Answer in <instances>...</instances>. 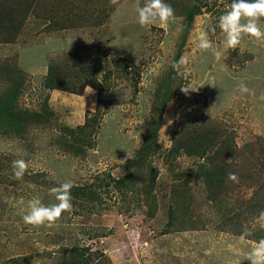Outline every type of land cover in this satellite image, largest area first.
I'll list each match as a JSON object with an SVG mask.
<instances>
[{
    "label": "rangeland",
    "instance_id": "rangeland-1",
    "mask_svg": "<svg viewBox=\"0 0 264 264\" xmlns=\"http://www.w3.org/2000/svg\"><path fill=\"white\" fill-rule=\"evenodd\" d=\"M52 1L58 14L31 15L12 42L0 43V95L19 79L15 109L39 112L45 103L49 113L44 122H28L22 136L0 133V264L14 259L62 264L73 245L102 264H251L246 257L257 243L251 235L264 234L261 213L243 224L252 234L220 226V212L206 198L203 182L186 176L197 159L168 150L186 113L218 126L237 147L264 139V42L244 36L235 49H224L218 18L229 0H207L185 36L179 14L167 24L141 27L135 0H98L103 15L93 19L92 12L80 21L75 12H83L87 0ZM65 16L73 21L64 22ZM202 31L210 49L197 46ZM49 64L66 73L71 66L83 68L86 75L92 68L99 90H48ZM241 82L251 94L239 91ZM73 83L81 85L80 79ZM189 85L197 90L181 91ZM164 92L169 97L158 149L148 158L153 173L142 169L118 185L113 180L124 175L122 164L139 147ZM97 96L93 146L74 154L55 139L62 126L83 123ZM18 159L29 165L21 179L12 166ZM66 181L96 194L71 199L72 209L50 225L25 224L27 202L35 197L46 205L57 203L49 190ZM242 192L248 196L251 190ZM233 197L228 194L229 203Z\"/></svg>",
    "mask_w": 264,
    "mask_h": 264
},
{
    "label": "trees",
    "instance_id": "trees-1",
    "mask_svg": "<svg viewBox=\"0 0 264 264\" xmlns=\"http://www.w3.org/2000/svg\"><path fill=\"white\" fill-rule=\"evenodd\" d=\"M83 2V12H75L78 21L88 20L86 16L92 18L103 15L104 8H99L101 1L87 0ZM207 0H165L170 4L175 15L183 16L184 32H188L191 22L196 14L201 12L202 6ZM89 3L90 6H87ZM231 3V0H229ZM56 3L52 0H0V43L12 42L18 35L26 19L31 16L53 17L58 14L55 8ZM80 7V6H78ZM79 10V8H78ZM84 11H88L84 14ZM71 20L72 17L65 16L63 21ZM90 20V19H89ZM73 21V20H71ZM184 38V37H183ZM177 58V57H176ZM177 61V59H175ZM85 69V68H84ZM90 74L86 75L83 68L76 69L71 66L66 73L63 67L49 64L44 78V86L48 90L58 89L79 93L85 86L99 90V80L95 75V70L87 67ZM109 73V71H108ZM80 79L81 85L75 87L73 80ZM20 80L15 79L8 91L0 95V133L22 136L26 130L28 122L46 121L49 114L46 104L39 112L17 111L15 108L16 94L19 93ZM156 116L153 123H150L146 135L143 137L139 147L133 156L124 160L122 168L124 175L117 178L115 183L124 185L131 177L140 173L142 169H148L153 173V168L149 163V157L157 152V136L160 127L161 113L163 112L168 94L161 96ZM100 97L97 96L95 108L92 112L86 111L85 118L81 125L75 128L68 126L61 127V134L55 141L74 154L83 153L86 148L93 146V135L100 115ZM189 114L185 116L173 136L172 144L168 153L173 156L184 154L197 159L195 168L186 173L189 179H200L206 190V198L220 212V226L225 225L238 233H245L250 230L244 228L243 224L248 217L256 216L264 211V139H257L246 143L242 148L237 147L228 134L219 130V127L203 120L189 119ZM229 173H235L238 177L236 181L228 178ZM155 176L152 174V181ZM109 185V182L104 183ZM151 187V185H150ZM242 189H250L247 196ZM95 195L94 190L89 186L75 185L71 188L72 199H82ZM229 193L235 194L233 201L228 202ZM173 210L169 216L172 218ZM175 219V217H173ZM172 224V223H171ZM259 232V231H258ZM255 241L264 239V234L251 235ZM68 254L63 257L62 264H102L94 260V257H83L80 249L73 245L67 250ZM21 259L13 260V264H27Z\"/></svg>",
    "mask_w": 264,
    "mask_h": 264
},
{
    "label": "clouds",
    "instance_id": "clouds-1",
    "mask_svg": "<svg viewBox=\"0 0 264 264\" xmlns=\"http://www.w3.org/2000/svg\"><path fill=\"white\" fill-rule=\"evenodd\" d=\"M110 3L117 4L118 0H110ZM135 11L138 14V23L141 27L154 25L159 22L161 25L167 24L170 20L175 19L173 7L165 3V0H135ZM224 11L218 18V26L225 34L224 49H235L241 44L244 36H251L264 42V27L261 20L264 18V0H231V3L224 5ZM198 48L207 50L212 47V42L207 33L202 31L199 35ZM219 53L217 57L219 58ZM241 93L251 94V90L246 84L241 82L238 85ZM196 91L197 88L192 86L181 87L185 94L189 91ZM90 86L85 87V93H92ZM14 177L21 179L28 169V163L23 159L13 161ZM228 178L236 181L238 179L235 173H229ZM71 181H66L57 187L49 190L57 203L44 204L39 198H32L27 202L25 214L22 219L25 224L32 226H41L52 224L57 221L63 212L72 209L71 203ZM264 218V212H261ZM264 227V224H261ZM243 240L244 237L241 236ZM251 264H264V239H260L253 247L252 251L246 257Z\"/></svg>",
    "mask_w": 264,
    "mask_h": 264
}]
</instances>
